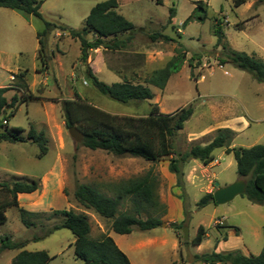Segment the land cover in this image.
<instances>
[{
    "label": "rangeland",
    "instance_id": "rangeland-1",
    "mask_svg": "<svg viewBox=\"0 0 264 264\" xmlns=\"http://www.w3.org/2000/svg\"><path fill=\"white\" fill-rule=\"evenodd\" d=\"M103 1L106 0H42L39 11L44 20L54 25L79 29L90 9ZM116 1V11L133 25V38L126 49L111 51L109 57L104 55L114 70L101 63V47L88 52L87 65L91 63L96 77L108 85L121 81L122 73L140 82L145 74L162 68L178 54L182 60L180 70L169 78L163 90L149 86L153 93L151 100L121 104L98 93L88 82L84 84L86 61L80 60L79 42L67 30L56 28L47 36L48 73L43 75L46 68L38 57L36 39L37 30L43 27L42 21L33 15L25 16L0 7V86L12 84L11 72L27 71L28 89L39 98L20 104L7 128L24 129L20 136L25 138L33 127L44 131L47 138V153L40 158L37 145L29 141L0 143V182L36 180L39 184L29 195L17 196V207L5 210L6 221L0 224V237L25 241L23 249L27 251H46L53 257L49 264H82L74 255V237L69 230L47 233L61 219L53 214L54 210L73 209L88 216L90 237L108 233L131 264H198L194 255L215 248L217 252L238 250L257 255L264 246V205L253 204L238 195L225 204L196 206L205 193L215 190V183L225 186L235 181L233 154H227L224 148L215 149V160L210 166L193 159L178 161L183 185H175L174 193L169 190L173 179L169 173L175 180L176 175L168 171V164L192 145L209 143L220 128L235 129L230 147L264 144V83L227 61L230 50L255 54L264 61V0H246L238 7L233 5V0ZM198 1L204 3L205 12L199 8ZM171 8L174 15L169 23ZM216 21L224 34V46H216L217 37L213 33ZM154 32L170 40L158 37L151 41L149 35ZM220 59L225 62L221 64ZM126 60L135 66L132 74L124 70ZM9 90L6 95L9 98L20 94L14 87ZM77 95L114 116H147L154 104L163 114L192 104L193 113L175 135L176 156L152 163L90 150L75 142L64 126L60 101L76 99ZM148 169L159 175L156 193L166 205L165 214L160 216L161 224L151 230L134 229L129 234H116L109 229L108 220L84 209L73 198L75 183L90 184L112 196V184L140 176ZM10 199L0 188V203ZM128 207L126 200L119 209ZM18 208L38 213L36 217H29L33 226L26 227L21 222ZM200 225L206 235L201 244L192 245ZM226 226L237 227L238 235H229ZM183 227L187 229L185 240ZM226 233L228 239L220 240L216 247V241ZM18 252L0 250V264H11Z\"/></svg>",
    "mask_w": 264,
    "mask_h": 264
},
{
    "label": "trees",
    "instance_id": "trees-1",
    "mask_svg": "<svg viewBox=\"0 0 264 264\" xmlns=\"http://www.w3.org/2000/svg\"><path fill=\"white\" fill-rule=\"evenodd\" d=\"M161 3L162 0H156ZM246 0H233V5L238 7ZM42 0H0V7L14 10L22 15H33L43 23L41 30H37L38 57L44 68H47V36L53 29L67 30L68 35L79 42L80 60H87L88 52L97 48L110 51H120L129 46L133 38V25L116 11L117 1L106 0L95 4L84 19V24L79 29H67L46 21L40 14ZM199 8L205 12L202 1L197 2ZM169 23L174 15L171 8ZM213 33L217 37L216 46L223 45L224 34L218 22L213 26ZM91 34L92 39L87 36ZM158 37L170 40L159 32L149 35L151 41ZM227 61L234 67L246 71L259 83H264V61L255 54H247L230 50ZM221 64L224 63L220 59ZM182 65L178 54L172 56L162 68L153 70L144 75L142 81L123 77L119 82L110 85L99 80L92 72L89 65H85V81L98 93L121 104L130 102H143L153 98L149 86L163 90L169 78L177 73ZM27 71L10 73L13 76L12 84L0 87V143L25 142L36 144L38 158L47 153V138L45 132L36 131L30 127L26 137L20 136L22 128H7L9 119L15 114L22 103L39 99L28 89ZM20 93L13 94L10 98L5 93L12 87ZM61 116L66 129L75 126L83 135L80 145L90 150H101L117 157L140 158L148 162H156L164 157L175 155L174 138L178 130L193 113L192 104L178 109L170 114L158 111L154 104L147 116H114L86 101L80 96L76 99H63L60 101ZM234 132L229 128L217 130L213 139L205 144L192 145L186 152L178 154V159L172 158L168 164V171L176 175V185L182 187L183 173L178 166V161L186 159L198 160L207 166L215 160L213 151L224 148L227 154L232 153L236 164L238 179L246 181L245 192L242 196L257 205H264V144H255L250 147H230L229 143ZM159 184V175L152 169L144 174L112 184V196L100 192L90 184L75 183L73 189L74 200L84 209L91 210L102 219L109 221V229L116 234H129L132 230L148 231L161 224L160 216L165 214L166 205L159 200L156 189ZM39 184L36 180L29 182L14 181L12 183L0 182L2 188L10 197L9 201L0 203V224L6 221L5 210L11 206L17 207V195L29 194L36 191ZM128 201L129 207L120 210L123 201ZM214 203L212 193H205L196 203L198 208ZM21 222L26 226H33L29 217H36L38 213L29 212L18 208ZM61 219L55 223L47 233L59 229L69 230L74 241L73 252L82 264H131L127 255L116 245L108 233H101L97 238L90 237L88 216L82 211L73 209H57L53 211ZM146 217L143 218V215ZM233 229L235 234L238 228ZM46 233V234H47ZM206 235L203 226L198 227L197 235L191 240L192 245H199ZM40 237H34L39 239ZM220 240H227V233ZM186 243V242H184ZM25 241H14L9 236L0 237V250H19L11 259V264H49L51 257L46 251H27L23 249ZM198 264H264V246L257 255H244L238 250L228 252L213 251L194 255ZM187 264V263H182Z\"/></svg>",
    "mask_w": 264,
    "mask_h": 264
},
{
    "label": "water",
    "instance_id": "water-1",
    "mask_svg": "<svg viewBox=\"0 0 264 264\" xmlns=\"http://www.w3.org/2000/svg\"><path fill=\"white\" fill-rule=\"evenodd\" d=\"M67 132L75 142L80 143L82 141L83 135L75 126L69 127ZM215 185L216 188L212 192L213 202L214 204L221 205L231 201L238 195H243L246 188V181L244 179H237L225 186H218L217 183ZM182 233L183 239H187L186 227L182 228Z\"/></svg>",
    "mask_w": 264,
    "mask_h": 264
},
{
    "label": "crops",
    "instance_id": "crops-1",
    "mask_svg": "<svg viewBox=\"0 0 264 264\" xmlns=\"http://www.w3.org/2000/svg\"><path fill=\"white\" fill-rule=\"evenodd\" d=\"M67 33H68V31H66ZM100 50H102V51H99V56H100V60H101V63L102 64H104L106 67H107V69H109L110 71H112V70H114V68L111 66V61H110V59L109 58H105L104 57V55H106V54H108V57L111 55V51H109V50H106V49H103V48H101ZM104 50V51H103ZM105 52V53H104ZM86 64H87V60H86ZM89 66H90V68H91V70H92V72L96 75V72H95V70H94V68H93V65L91 64V63H89ZM123 66H124V70H126L127 71V73H129V74H132L131 72L134 70V68H135V66H133V63L131 62V61H129V60H126V62H124V64H123ZM48 68H46V69H44V71H43V75H46L47 73H48V70H47ZM19 70H17V71H15V72H11V73H16V72H18ZM36 72H39V73H41L39 70H36ZM126 73V74H127ZM42 74V73H41ZM13 78V76H11V75H9V80L11 81L12 80V78ZM122 77H126V78H128V79H130L129 77H127V75H124L123 73H122ZM85 81V80H84ZM8 85V84H7ZM7 85H1L0 87H6ZM40 85L41 86H43L44 88H45V85H43V83H40ZM9 86V85H8ZM8 92H11V90H8L6 93H5V96L7 95V93ZM7 97V96H6ZM7 98H9V97H7ZM243 124L246 126L247 125V122H243ZM230 130H232L233 132H234V130L235 129H231V128H229ZM237 132V131H236ZM213 162H211L209 165H207V166H210L211 164H212ZM169 176L171 177V178H173V179H171L170 181H171V183H170V185H169V190L172 192V193H174L173 191H175V190H177L176 188V182H175V178L174 177H172L171 176V174L169 173ZM238 178L236 177L234 180H237ZM186 182V181H185ZM224 185H227V184H224ZM27 195H29V194H18L17 196H27ZM169 196L170 197H172V195L171 194H169ZM221 222V221H220ZM231 228H228V231H229V235H236L235 234V232L232 230H230ZM228 235V236H229ZM238 235V234H237ZM228 236H227V239H228ZM219 243H220V241L219 242H217L216 244L218 245V246H216V247H219ZM217 248H215V250H216ZM217 251V250H216ZM247 251H249V250H247ZM222 252V251H221ZM242 253V252H241ZM243 254V253H242ZM244 255H247V254H244Z\"/></svg>",
    "mask_w": 264,
    "mask_h": 264
},
{
    "label": "built area",
    "instance_id": "built-area-1",
    "mask_svg": "<svg viewBox=\"0 0 264 264\" xmlns=\"http://www.w3.org/2000/svg\"><path fill=\"white\" fill-rule=\"evenodd\" d=\"M11 78H12V77H11ZM12 79H13V78H12ZM83 83H84V84H86V82H85V81H83Z\"/></svg>",
    "mask_w": 264,
    "mask_h": 264
}]
</instances>
